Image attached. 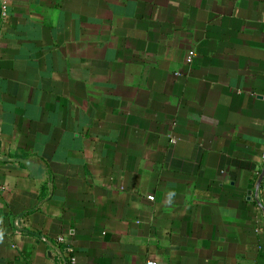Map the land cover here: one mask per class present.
I'll return each mask as SVG.
<instances>
[{"label": "crops", "instance_id": "1", "mask_svg": "<svg viewBox=\"0 0 264 264\" xmlns=\"http://www.w3.org/2000/svg\"><path fill=\"white\" fill-rule=\"evenodd\" d=\"M0 9V264H264V0Z\"/></svg>", "mask_w": 264, "mask_h": 264}, {"label": "water", "instance_id": "2", "mask_svg": "<svg viewBox=\"0 0 264 264\" xmlns=\"http://www.w3.org/2000/svg\"><path fill=\"white\" fill-rule=\"evenodd\" d=\"M0 13H1V9H0ZM22 162H24L28 168L31 170L32 175L35 178H42L44 175V169L42 167V165L32 161V160H28V159H21Z\"/></svg>", "mask_w": 264, "mask_h": 264}, {"label": "built area", "instance_id": "3", "mask_svg": "<svg viewBox=\"0 0 264 264\" xmlns=\"http://www.w3.org/2000/svg\"><path fill=\"white\" fill-rule=\"evenodd\" d=\"M261 184L264 187V171H263L262 176H261ZM150 199H154V197L150 196ZM74 262H75V260H74V258H72L71 261L69 263H67V264H74Z\"/></svg>", "mask_w": 264, "mask_h": 264}]
</instances>
